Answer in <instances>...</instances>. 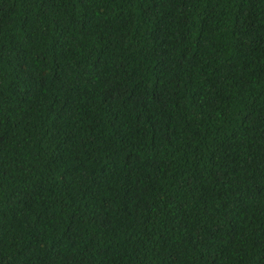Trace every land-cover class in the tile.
<instances>
[{"label": "trees", "instance_id": "1", "mask_svg": "<svg viewBox=\"0 0 264 264\" xmlns=\"http://www.w3.org/2000/svg\"><path fill=\"white\" fill-rule=\"evenodd\" d=\"M0 264H264V0H0Z\"/></svg>", "mask_w": 264, "mask_h": 264}]
</instances>
